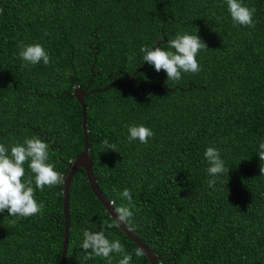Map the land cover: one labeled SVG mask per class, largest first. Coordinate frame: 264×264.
Here are the masks:
<instances>
[{"label": "trees", "instance_id": "obj_1", "mask_svg": "<svg viewBox=\"0 0 264 264\" xmlns=\"http://www.w3.org/2000/svg\"><path fill=\"white\" fill-rule=\"evenodd\" d=\"M242 2L256 9L254 28L234 25L226 0H0V144L10 153L25 137L43 139L48 162L65 178L84 149L74 90L126 84L145 64L141 46L168 50L178 33L198 35L208 46L197 55L198 73L168 81L147 64L129 89L84 99L95 177L116 207L127 203L118 192L131 191L133 232L161 264H264V0ZM21 42L40 43L50 64L22 67ZM131 124L154 136L130 142ZM104 139L117 151L103 149ZM208 147L229 169L214 189L206 183ZM24 168L23 179L33 176ZM34 198L44 203L42 213H0V264H60L64 183L36 189ZM70 212L66 264H107L85 259L81 248L85 229L113 222L84 169L72 181ZM104 231L132 254L131 264H150L119 227ZM112 255L118 264L121 255Z\"/></svg>", "mask_w": 264, "mask_h": 264}, {"label": "clouds", "instance_id": "obj_2", "mask_svg": "<svg viewBox=\"0 0 264 264\" xmlns=\"http://www.w3.org/2000/svg\"><path fill=\"white\" fill-rule=\"evenodd\" d=\"M227 10L232 18L234 25L255 27L253 20L255 8L245 6L242 0H226ZM45 36L49 35L47 31ZM18 58L24 61L22 67L36 65L43 62L44 65L50 64V56L40 43L19 45ZM168 50L159 46L149 47L141 46L140 52L143 53V62L154 66L157 72L161 70L167 74L168 81H179L182 73H198L200 65L197 61V55L201 50L208 49L198 35L178 33L174 39L167 42ZM134 59L131 55L128 57L129 62ZM128 140H139L142 144H147L149 138L154 136L152 130L144 125H127ZM103 149L117 151L115 144H110L107 139L101 142ZM258 156L261 161L259 172L264 177V141L259 143ZM204 159L207 161L206 169L212 179L206 181L209 188H215L217 178L229 173L225 167V162L220 156V152L215 147H208L204 151ZM49 144L38 137H25L23 144H14L11 146L9 153L5 145L0 144V213L5 210L9 216L28 218L42 213L45 207L43 202L38 203L35 198V190L47 187H54L64 183V176L54 170V165L49 163ZM25 163L34 176L25 177ZM33 183L35 187H33ZM113 191H116L115 189ZM126 204L113 207L115 218L113 222L102 220L99 231L92 232L87 229L83 232L81 248L88 253L85 259H91L93 256L102 257L107 264H113V253L120 254L121 259L118 264H131L132 254L125 251L124 246L119 239L109 240L105 235V229L120 227L124 225L129 231H132L131 220L134 215L131 210L134 207L131 191L125 188L118 192ZM145 254L143 248L137 247L135 255L142 257Z\"/></svg>", "mask_w": 264, "mask_h": 264}, {"label": "water", "instance_id": "obj_3", "mask_svg": "<svg viewBox=\"0 0 264 264\" xmlns=\"http://www.w3.org/2000/svg\"><path fill=\"white\" fill-rule=\"evenodd\" d=\"M146 65L147 63L145 62V64L140 69H138V71L135 74L132 75V77L129 79V81L126 84L121 81H114V82L109 83L103 89H96V90H89V91H88V87L82 88L78 86L72 94V97L77 99V101L80 103L81 108H82V130L84 134V149L75 158V160L69 163V171H68L67 176H65V180H64L63 209H64L65 225H64V243H63V248H62V253H61V258H60V264H66V261H67L69 238H70V232H71L70 192H71L72 181L80 169H84V171L86 172L88 182L90 184V188L92 189L96 198L103 205L105 210L109 213L110 217L112 219L113 217L115 218V212L113 210L114 205L101 191L97 183L96 177H95L94 165H93V161L90 155L89 131L87 128V107H86L84 99L92 94L107 92L113 86H120L122 89H129L135 81L136 74L139 71H141L143 68H145ZM139 89L141 88L136 86V90H139ZM152 90L153 88L151 87L150 91ZM156 90H158V87H156ZM142 92L143 94H145L144 89H142ZM119 228L138 247L143 248L145 252L144 255L149 260L150 264H161L157 256L154 254L153 250L148 245H146L143 242V240H141L139 236L135 232H133V230L129 231L128 228L124 225H121Z\"/></svg>", "mask_w": 264, "mask_h": 264}]
</instances>
